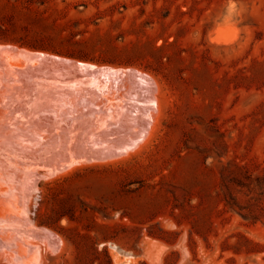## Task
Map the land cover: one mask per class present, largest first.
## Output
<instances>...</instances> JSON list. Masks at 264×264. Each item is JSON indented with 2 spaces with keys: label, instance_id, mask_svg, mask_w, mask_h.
Returning <instances> with one entry per match:
<instances>
[{
  "label": "rangeland",
  "instance_id": "374dc122",
  "mask_svg": "<svg viewBox=\"0 0 264 264\" xmlns=\"http://www.w3.org/2000/svg\"><path fill=\"white\" fill-rule=\"evenodd\" d=\"M0 264H264V0H0Z\"/></svg>",
  "mask_w": 264,
  "mask_h": 264
},
{
  "label": "bare ground",
  "instance_id": "6f19581e",
  "mask_svg": "<svg viewBox=\"0 0 264 264\" xmlns=\"http://www.w3.org/2000/svg\"><path fill=\"white\" fill-rule=\"evenodd\" d=\"M14 50H16V49H14ZM32 52H33V51H32ZM32 52H31V53H32ZM27 53H28V52H27ZM35 53H37V52H35ZM38 55H39V54H38ZM38 55H37V56H38ZM75 61H76V60H75ZM77 61H78V60H77ZM70 62H71V61H70ZM68 64L70 65L69 62H68ZM71 64H72V63H71ZM75 64H76V63H75ZM80 64H81V63H80ZM64 65H65V64H64ZM64 65H63V66H64ZM80 66H82V65H80ZM85 66H86V64H85ZM85 66H84V69L86 68ZM63 68H64V67H63ZM65 69H66V68H65ZM81 69H82V68H81ZM81 69H80V70H81ZM89 69H91V68H89ZM66 71H67V70H66ZM75 71H76V73L81 74V73L77 70V68H76ZM93 72H94V70H93ZM87 73H90V72L87 71ZM91 73H92V71H91ZM135 74H136V75H135ZM135 74H133V72H130V75H129L130 78H131V79H130V84H131V85H130V88L135 92V94H136V93H140V91H141V89H142V88H141V84H143V85L147 88V89H146V92H147L149 95H152V94H151V86H150V83H149V82H150V81H149V78L146 77L145 75H143V74L141 75V74H139V73H137V72H136ZM81 75H82V74H81ZM57 77H58V76H57ZM65 77H66V76H65ZM137 77L141 79L142 83H139V82H138ZM59 78H60V76H59ZM60 80H61V78H60ZM62 80H63V79H62ZM62 80H61V81H62ZM70 80H71V79H70ZM63 81H64V80H63ZM53 82H54V80H53ZM61 83H62V82H61ZM48 84H50V83H48ZM59 84H60V82H59ZM63 84H64V83H63ZM63 84H60V86L63 85ZM65 84H66V82H65ZM42 85H45V84H42ZM42 85H41V87H42ZM54 86H55V84H54ZM54 86H53V87H54ZM63 86H65V85H63ZM39 87H40V86H39ZM45 87H46V86H45ZM66 87H68V85H67ZM66 87H65V88H62V89L65 91ZM46 88H48V90H50V89H49V86H47ZM59 88H60V87H59ZM42 89H43V88H41V90H42ZM52 89H53V88H52ZM55 89H57V88L55 87ZM62 89H61V90H62ZM131 89H130V90H131ZM37 90H38V89H37ZM39 91H40V90H39ZM39 91H38V93L40 94L42 91H41V92H39ZM44 91H45V88H44ZM53 91H54V90H53ZM53 91H52V92H53ZM133 91H132V92H133ZM36 92H37V91H36ZM67 92H68V91H67ZM132 92H131V93H132ZM56 93H57V92H56ZM58 93H59V92H58ZM143 93H144V92H143ZM54 94H55V92H54ZM65 94H66V93H65ZM132 94L134 95V98H136L135 102H136L137 104H139L140 106L146 104L145 102L141 101L140 99H139L140 101L137 100L138 98L136 97V95H135L134 93H132ZM37 95H38V94H36L35 96L38 98ZM55 95H56V94H55ZM55 95H54V96H55ZM59 95H60V94H59ZM31 96H32V95H31ZM56 96H57V95H56ZM61 96H62V95H61ZM61 96H60V97H61ZM67 96H69V94H67ZM147 96H148V95H147ZM32 97H34V96H32ZM62 97H63V96H62ZM149 97H150V96H149ZM37 98H35V99L37 100ZM63 98H65V95H64ZM63 98H62V99H63ZM154 98H155V97H154ZM45 99H46V98H45ZM49 99H50V98H47V100L50 101V100L52 99V97H51L50 100H49ZM62 99H61V101H62ZM31 100H32V98H31ZM53 100H54V99H53ZM65 100H66V99H65ZM34 101H35V100H34V98H33V102H34ZM45 101H46V100H45ZM48 101H46V102H48ZM59 101H60V100H59ZM61 101H60V103H58V104H62ZM138 101H139V102H138ZM37 102H38V101H37ZM51 102H52V101H51ZM57 102H58V100H56L55 103H57ZM66 102H67V100H66ZM29 103H31V101H29ZM48 103H49V102H48ZM55 103H54V104H55ZM36 104H37V103H36ZM49 104H50V103H49ZM52 104H53V102H52ZM31 105H32V103H31ZM42 105H43V103H42ZM46 105H48V104H46ZM44 106H45V105H44ZM48 106H49V105H48ZM62 106H64V104H63ZM38 107H39V104H38ZM53 107H54V106H53ZM55 107H56V106H55ZM57 107H59V106H57ZM131 107H132V106H131ZM25 108H26V107H25ZM40 108H41V107H39V109H40ZM127 108H128V107H127ZM26 109H27V108H26ZM29 109H30V108H29ZM31 109H32V108H31ZM31 109H30V110H31ZM25 112H26V111H25ZM30 112L33 113V111H30ZM124 114H125V113H124ZM124 114H123V115H124ZM27 115H28V114H27ZM29 115H30V114H29ZM136 115H137V114H135L134 116L137 117ZM138 115H140V114H138ZM128 116H129V113H126V116L124 115V119H123V120H124L126 123H128L129 125H131V124H133V123H130V121H128V120H129ZM86 117H87V116H86ZM86 117H85V118H86ZM90 117L92 118V116H90ZM148 117H149V116H148ZM106 118H107V117H106ZM106 118H105V119H106ZM95 119H97V118H95ZM136 119H137V118H136ZM79 120H81V119H79ZM84 120H85V119H84ZM87 121H88V120H87ZM99 121H100V120H99ZM132 121H134V120H132ZM95 122H96V120H95ZM108 122H109V121H108ZM146 122H147V120L144 119V120H143V123H146ZM75 123H76V122H75ZM77 123H78V122H77ZM79 123H80V122H79ZM79 123H78V124H79ZM82 123H85V122H82ZM104 123H106V122L104 121ZM73 124H74V123H73ZM73 124H72V125H73ZM72 125H71V126H72ZM75 125H76V124H75ZM80 125H81V124H80ZM82 125H84V124H82ZM103 125H104V124H103ZM107 125H108V124H107ZM69 126H70V124H69ZM69 126H68V127H69ZM73 126H74V125H73ZM77 126H78V125H77ZM77 126H75V127H77ZM90 126H92V125H90ZM75 127H74V128H75ZM79 127H80V126H79ZM79 127H78V128H79ZM83 127H85V126H83ZM69 128H70V127H69ZM72 128H73V127H71V129H72ZM74 128H73V129H74ZM100 128H101V127H100ZM109 128H110V127H109ZM79 129H80V128H79ZM83 129H84V128H83ZM85 129L89 130V129H92V128L90 127L89 129H88V128H85ZM93 129H94V128H93ZM95 129H96V128H95ZM97 129H98V128H97ZM106 129H108V128H106ZM106 129H105V131H106ZM132 129H135V130H136V128H134V127H133ZM75 130H76V129H75ZM87 130H84V131H85L86 133H88ZM108 130H109V129H108ZM77 131H80V130L77 129ZM77 131H76V132H77ZM90 131H91V130H90ZM97 131H99V130H97ZM70 132H71V130H70ZM93 132H94V131H93ZM103 132H104V131H103ZM106 132H108V131H106ZM94 133H95V132H94ZM96 133H97V132H96ZM96 133H95V134H96ZM110 133H111V132H110ZM89 134H92V131H91ZM98 134H99V133H98ZM101 134H102V132H101ZM107 134H108V133H107ZM74 135H76V134H72V135L70 136V138H71L72 136H74ZM99 135H100V134H99ZM99 135H98V136H99ZM102 135H103V134H102ZM105 135H106V134H105ZM108 135H109V134H108ZM84 136H86V135H84ZM90 136L95 137V136H93V135H90ZM96 136H97V135H96ZM111 136H112V135H111ZM99 137H100V136H99ZM99 137H98V138L96 137V138H97V139H100ZM104 137H105V136H104ZM106 137H107V136H106ZM81 138H84V137L82 136ZM85 138L89 139L88 137H85ZM85 138H84L83 140H87V139H85ZM102 138H103V137H102ZM108 138H110V137H108ZM108 138H107V139H108ZM92 139H93L92 141H96V140H97V139H94V138H92ZM103 139H104V138H103ZM107 139H106V140H107ZM110 139H111V138H110ZM100 140H101V139H100ZM108 140H109V139H108ZM63 141H64V140H63ZM89 141H91V140H89ZM97 141H98V140H97ZM102 141L104 142V140H102ZM99 142H100V141H99ZM96 143H97V142H96ZM68 144H70V143H68ZM77 144H78V142H77ZM79 144H80V143H79ZM86 144H87V143L85 142V144H80V145H81V146H82V145H83V146H86ZM93 144L96 145L95 143H93ZM104 144H106V142L103 143V145H104ZM75 145H76V144H75ZM90 145H91V144H90ZM103 145H102V146H103ZM106 145H107V144H106ZM83 146H82V147H83ZM87 147H88V146H87ZM90 147H91V146H90ZM94 147H95V146H94ZM74 148H76V150H77V148H79V146H78V147L74 146ZM74 148H73V149H74ZM95 148H96V147H95ZM103 148H104V147H103ZM103 148H102V149H103ZM59 149H60V148H59ZM63 149H64V148H63ZM65 149L67 150V147H66ZM68 149H69V148H68ZM80 149H83V148H80ZM85 149H87V148L85 147ZM102 149H101V150H102ZM66 150H65V151H66ZM88 150H90V149L88 148ZM88 150H86V152H87ZM94 150H95V149H94ZM101 150H100V151H101ZM80 151H81V150H80ZM80 151H79V152H80ZM90 151H91V150H90ZM90 151H89V152H90ZM97 151H98V150H97ZM79 152H77V153H79ZM83 152H84V150L82 151V153H83ZM92 152H93V151H92ZM80 153H81V152H80ZM80 153H79V154H80ZM94 153H95V152H94ZM94 153H92V154H94ZM86 154H88V153H86ZM30 189H31V187H30ZM25 227H26V226H25ZM44 228H46V232H47V233H49V230H51V229H49V228H48V229H49V230H48L47 227H43L42 229L40 228V230H43ZM37 231L39 232V230H37ZM43 231H44V230H43ZM38 234H39V233H38ZM53 234H54V233H53ZM57 235H58V234H57ZM60 237H61V236H60ZM52 238H53V237H52ZM56 238H57V237H56ZM59 240H60V239H59ZM59 243H60V241H59ZM54 244H55V243H54ZM35 245H36V244H35ZM37 245H38V244H37ZM55 245H57V244H55ZM38 246H40V245H38ZM40 247H41V246H40ZM40 247H37V248L39 249ZM53 247H55V246H53ZM38 252H39V251H38ZM40 253H41V251H40ZM40 253H39V254H40ZM37 258H38V259H39V258L41 259V257H38V255H37Z\"/></svg>",
  "mask_w": 264,
  "mask_h": 264
}]
</instances>
